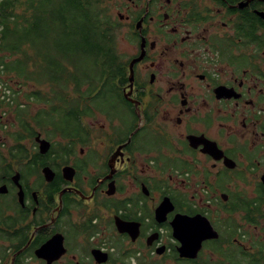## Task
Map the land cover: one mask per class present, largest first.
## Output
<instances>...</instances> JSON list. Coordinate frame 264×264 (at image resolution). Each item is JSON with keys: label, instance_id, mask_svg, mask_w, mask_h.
<instances>
[{"label": "flooded vegetation", "instance_id": "af4514ba", "mask_svg": "<svg viewBox=\"0 0 264 264\" xmlns=\"http://www.w3.org/2000/svg\"><path fill=\"white\" fill-rule=\"evenodd\" d=\"M103 5L129 49L115 72L68 85L67 109L30 83L0 96V264L264 254V0Z\"/></svg>", "mask_w": 264, "mask_h": 264}, {"label": "trees", "instance_id": "16d2710c", "mask_svg": "<svg viewBox=\"0 0 264 264\" xmlns=\"http://www.w3.org/2000/svg\"><path fill=\"white\" fill-rule=\"evenodd\" d=\"M104 0H0V74L51 106L76 105L85 78L115 72L117 33ZM72 111V110H71ZM243 264H264L261 248Z\"/></svg>", "mask_w": 264, "mask_h": 264}, {"label": "rangeland", "instance_id": "374dc122", "mask_svg": "<svg viewBox=\"0 0 264 264\" xmlns=\"http://www.w3.org/2000/svg\"><path fill=\"white\" fill-rule=\"evenodd\" d=\"M121 36H122V34H121V32H117V45H118V47H119V45H121V47L123 46L124 47V51L125 52H127V50H129L128 48H125V46L123 45V43L121 42ZM123 50V49H122ZM10 77H12L11 75L8 77V76H5V75H2V74H0V96L2 95V94H4L5 92H4V88H7V89H10L11 91H14L13 89V87L14 86H19L20 87V95L22 94V93H24V92H29L30 91V89H29V87L28 86H26V85H18V82L17 81H15V80H11L10 79ZM5 83L7 84V85H5ZM16 83V84H15ZM6 94V93H5ZM7 96H8V94H6ZM11 99H13V98H10V100ZM18 101V100H17ZM3 137H4V135L3 134H1L0 135V139L2 140V143H4V140H3ZM251 233H253V232H255L256 233V231H253V230H251L250 231Z\"/></svg>", "mask_w": 264, "mask_h": 264}, {"label": "water", "instance_id": "95a60500", "mask_svg": "<svg viewBox=\"0 0 264 264\" xmlns=\"http://www.w3.org/2000/svg\"><path fill=\"white\" fill-rule=\"evenodd\" d=\"M41 143H42V149H43V152H45L48 147H49V143L44 141V140H41ZM49 171V170H47ZM48 175H50V177L52 176V173L49 171V172H46ZM190 221V220H189ZM209 229V230H208ZM208 237H213V238H216L217 237V234L215 232H212L211 228L209 226H207V233ZM210 234V235H209ZM212 234V235H211ZM52 245L53 247L45 254V250L48 246ZM57 244H56V240H54L53 238L51 240H49V242L42 248H40V250H38L37 252V256L39 258H45L47 259L48 263L49 262H52L53 260L56 259V254H57V250H56V247ZM55 247V248H54ZM42 252V253H41ZM52 252V254H51ZM51 256H50V255ZM54 254V255H53Z\"/></svg>", "mask_w": 264, "mask_h": 264}]
</instances>
